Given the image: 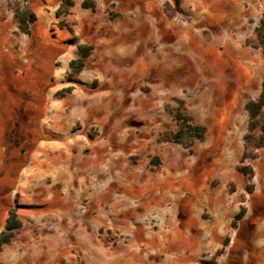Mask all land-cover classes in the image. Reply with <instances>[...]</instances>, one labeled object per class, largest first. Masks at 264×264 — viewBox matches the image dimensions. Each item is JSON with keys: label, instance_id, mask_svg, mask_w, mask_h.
Listing matches in <instances>:
<instances>
[{"label": "rangeland", "instance_id": "rangeland-1", "mask_svg": "<svg viewBox=\"0 0 264 264\" xmlns=\"http://www.w3.org/2000/svg\"><path fill=\"white\" fill-rule=\"evenodd\" d=\"M60 2L0 0V264H264V0Z\"/></svg>", "mask_w": 264, "mask_h": 264}, {"label": "trees", "instance_id": "trees-1", "mask_svg": "<svg viewBox=\"0 0 264 264\" xmlns=\"http://www.w3.org/2000/svg\"><path fill=\"white\" fill-rule=\"evenodd\" d=\"M73 0H61L60 5L57 9L56 16H61L67 14L69 9L73 7ZM83 8H88L86 4H82ZM91 8V7H89ZM14 17L18 20V30L24 35H30L31 29L30 25L35 22V14L32 12L30 7L26 6L22 11L16 9L13 10ZM255 40L257 42L256 48H260L264 52V13L259 20L258 26L254 30ZM73 44L76 41L72 39ZM91 51L90 46L77 45V58L69 62V67L73 74L79 73L89 57ZM179 106H182V102L178 101ZM264 107V84L262 85V90L259 97L254 101H249L245 105V109L248 113L250 123L248 125V131L252 132L255 128L259 129L261 140L264 141V121L259 123L257 118L260 117L262 108ZM187 129L194 133V139L202 140L204 128L198 125H188ZM264 146L260 144L259 147ZM251 171V170H250ZM250 173V172H249ZM250 178V176H249ZM21 227V223L17 218L16 211L14 209L10 210L8 213V218L4 229L0 232V252L3 246L10 243L14 237V233L17 229Z\"/></svg>", "mask_w": 264, "mask_h": 264}, {"label": "bare ground", "instance_id": "bare-ground-1", "mask_svg": "<svg viewBox=\"0 0 264 264\" xmlns=\"http://www.w3.org/2000/svg\"><path fill=\"white\" fill-rule=\"evenodd\" d=\"M72 180V179H71ZM86 182V181H85Z\"/></svg>", "mask_w": 264, "mask_h": 264}]
</instances>
